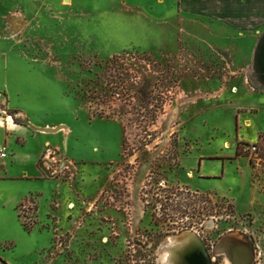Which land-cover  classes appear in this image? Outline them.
<instances>
[{
	"label": "rangeland",
	"instance_id": "1",
	"mask_svg": "<svg viewBox=\"0 0 264 264\" xmlns=\"http://www.w3.org/2000/svg\"><path fill=\"white\" fill-rule=\"evenodd\" d=\"M180 2L0 0V264H264V32Z\"/></svg>",
	"mask_w": 264,
	"mask_h": 264
},
{
	"label": "crops",
	"instance_id": "2",
	"mask_svg": "<svg viewBox=\"0 0 264 264\" xmlns=\"http://www.w3.org/2000/svg\"><path fill=\"white\" fill-rule=\"evenodd\" d=\"M67 1V0H66ZM179 3V11L183 12L184 18L204 19L219 26L231 30L239 36L246 37L249 34H260L264 32V0H182ZM21 12V11H15ZM18 17L12 23L18 27L29 24L26 13H17ZM22 23V25H20ZM0 145L11 139L10 133L15 132L11 128L0 127ZM7 131L9 135H7ZM2 134V135H1ZM7 137L8 140L5 139ZM9 144V143H8ZM37 160L40 151L27 154ZM18 160L19 157H14ZM227 160V159H223ZM220 161V160H219ZM18 204V203H17ZM229 244V242L227 243ZM232 247V245H230ZM238 246L237 248H239ZM228 248V247H227ZM234 247H232L233 249Z\"/></svg>",
	"mask_w": 264,
	"mask_h": 264
},
{
	"label": "bare ground",
	"instance_id": "3",
	"mask_svg": "<svg viewBox=\"0 0 264 264\" xmlns=\"http://www.w3.org/2000/svg\"><path fill=\"white\" fill-rule=\"evenodd\" d=\"M258 74H260L259 75L260 80L262 82H264L263 77H261V73H258ZM174 245L176 247H180L181 244L175 242ZM230 245H232V247L235 248L241 244L233 245L229 242V244L226 243L224 245L223 251H224V253H226L227 259L229 260L230 264H251L252 263V260H253L252 255L253 254L251 253L250 248L245 247V246H240L239 248H237V251H234V250H232V247ZM182 249H183V247H182ZM178 251H180V250H178ZM204 262H205V260H204Z\"/></svg>",
	"mask_w": 264,
	"mask_h": 264
},
{
	"label": "built area",
	"instance_id": "4",
	"mask_svg": "<svg viewBox=\"0 0 264 264\" xmlns=\"http://www.w3.org/2000/svg\"><path fill=\"white\" fill-rule=\"evenodd\" d=\"M251 154H255L258 150L257 146H253L251 149ZM10 156V151L7 145H0V161L8 159Z\"/></svg>",
	"mask_w": 264,
	"mask_h": 264
},
{
	"label": "clouds",
	"instance_id": "5",
	"mask_svg": "<svg viewBox=\"0 0 264 264\" xmlns=\"http://www.w3.org/2000/svg\"><path fill=\"white\" fill-rule=\"evenodd\" d=\"M169 244L171 245L172 244V241H169ZM170 253H165L164 255V264H168V261L170 259Z\"/></svg>",
	"mask_w": 264,
	"mask_h": 264
},
{
	"label": "trees",
	"instance_id": "6",
	"mask_svg": "<svg viewBox=\"0 0 264 264\" xmlns=\"http://www.w3.org/2000/svg\"><path fill=\"white\" fill-rule=\"evenodd\" d=\"M236 156L238 157V156H240V143H239V146L237 147V152H236ZM204 215V214H203ZM205 217V216H204ZM205 219V218H204ZM201 220V219H200ZM173 223H175L176 224V221L174 220V218H173V221H172Z\"/></svg>",
	"mask_w": 264,
	"mask_h": 264
},
{
	"label": "flooded vegetation",
	"instance_id": "7",
	"mask_svg": "<svg viewBox=\"0 0 264 264\" xmlns=\"http://www.w3.org/2000/svg\"><path fill=\"white\" fill-rule=\"evenodd\" d=\"M232 250L237 251V247L233 248ZM250 251H251V253L253 254V263H254L255 255H254V251L252 250L251 247H250ZM253 263H252V264H253Z\"/></svg>",
	"mask_w": 264,
	"mask_h": 264
},
{
	"label": "water",
	"instance_id": "8",
	"mask_svg": "<svg viewBox=\"0 0 264 264\" xmlns=\"http://www.w3.org/2000/svg\"><path fill=\"white\" fill-rule=\"evenodd\" d=\"M263 39H264V37H263ZM263 39H262V41H263ZM262 41H261V45H262ZM261 45L259 46V49H260ZM259 49H258V51H259ZM257 54H259V53L257 52ZM256 58H257V56H256Z\"/></svg>",
	"mask_w": 264,
	"mask_h": 264
}]
</instances>
